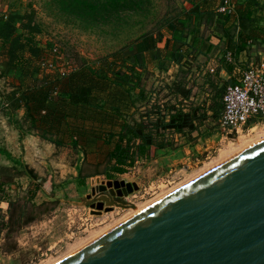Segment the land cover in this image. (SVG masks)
Masks as SVG:
<instances>
[{"label": "trees", "instance_id": "obj_1", "mask_svg": "<svg viewBox=\"0 0 264 264\" xmlns=\"http://www.w3.org/2000/svg\"><path fill=\"white\" fill-rule=\"evenodd\" d=\"M213 1L196 0L186 13L188 16L193 13L212 14L210 6ZM217 1L219 44L229 61V65L223 67L232 74L241 51H247L251 45L263 44L264 2L227 0L226 9L219 10L224 0ZM51 2L63 15L86 25L110 23L124 14L148 10L151 4V0ZM14 11L7 9L0 13V63L6 65L0 70V78L11 76L13 79L11 92L0 94L2 106L11 112L24 108L21 119L28 123L25 128L14 120L20 138L35 131L55 145L78 146L84 162H88V172H83V165L79 167V183H83L87 176L113 178L124 173L136 161L153 158L159 149L172 144L173 133L187 134L196 130L208 117L218 118L223 107L225 86L236 81V76L230 75L229 79L218 76L220 68H217L214 80L208 78L213 90L208 105L191 99V88L183 81L171 82L173 86L167 84L172 89L171 98L163 101L153 99L142 83L140 53L158 48V59H177L181 46L168 54L164 49L182 24L181 20L168 21L165 31L146 33L133 41L137 49L135 63H128L121 53H115L101 58L97 65L81 61L62 68L46 50L50 47V52L56 54L57 48L41 41L40 24L31 5L28 11ZM188 33L189 40L182 43L192 45L200 54L207 55L215 45L209 35L200 34L198 27L191 28ZM163 34L168 37L163 44H158ZM27 167L24 164L22 170L15 166L13 169L17 174H29L31 169L26 170ZM13 175L6 168L0 170V199H8L7 214L0 212V233L4 231L7 250L16 246L15 241L9 240L12 234L52 210L58 201H34L38 190L52 195L56 184L47 176L31 172L35 182L27 194L8 197L5 185L12 183Z\"/></svg>", "mask_w": 264, "mask_h": 264}, {"label": "rangeland", "instance_id": "obj_2", "mask_svg": "<svg viewBox=\"0 0 264 264\" xmlns=\"http://www.w3.org/2000/svg\"><path fill=\"white\" fill-rule=\"evenodd\" d=\"M195 1L151 0L148 10L124 14L119 20L98 25H86L72 20L63 15L51 0H23L21 8H15L12 12H21L22 9L23 12L28 11L26 5H31L35 19L40 24L41 41L57 48L56 54L50 52V47H46V50L62 68L74 66L81 61L97 65L101 58L111 57L115 53H121L128 63H135L137 49L132 44L133 41L139 40L146 33L158 34L160 30L165 31L168 21L181 20L182 24L171 36L167 49H164V53L168 54L181 46V53L175 60L165 58L160 62L158 48L148 53L142 52L140 57L143 65L139 66L142 83L153 99L163 101L172 97L171 82L183 81L191 88V99L208 105L213 95L208 78L214 80L217 68L229 65V61L225 58L218 40V1H213L210 6L212 14L193 13L188 16L186 11L193 7ZM196 27L203 36L209 35L215 44L207 55L198 53L190 44L182 43L189 40L188 32ZM165 37L168 35L163 34L158 44H163ZM263 49L264 44L249 46V60H258L261 57L258 51ZM243 64L238 63L240 67ZM5 67V63H0V70ZM210 67L214 70L210 71ZM236 75L233 68L231 76ZM231 76L222 78L229 79ZM12 89L11 76L1 77L0 94H7ZM23 113V107L11 112L2 106L0 97V119L9 121L13 126L18 123L25 128L28 123L22 122ZM248 127L225 136L218 118L210 116L196 130L187 134L173 133L172 144L159 149L153 158L140 159L126 172L113 178L92 175L85 177L83 183H79V167L83 165V172H88V162H84L78 146H58L44 138L47 146L43 155L30 151L26 159L22 143L19 146L23 151L12 155L5 144L0 142V170L6 168L14 173L12 183L5 185L8 197L16 198L27 194L35 182L31 172L38 176H47L56 184L52 195L38 190L34 201L58 200L52 210L11 235L9 240L16 242L12 250H7L4 245V231L0 233V264H55L132 216L134 211L129 210L134 205L140 206L142 210L166 193L264 139V121ZM24 164L28 166L26 170L31 169L29 174H17L13 167L22 170ZM96 185L104 187V192L99 197L91 194V188ZM111 198L124 205H115ZM97 199H103L106 205H112L113 208L96 213L92 204ZM7 200L0 199V212L4 215L7 214Z\"/></svg>", "mask_w": 264, "mask_h": 264}, {"label": "water", "instance_id": "obj_3", "mask_svg": "<svg viewBox=\"0 0 264 264\" xmlns=\"http://www.w3.org/2000/svg\"><path fill=\"white\" fill-rule=\"evenodd\" d=\"M101 192L91 188L95 197ZM92 207L113 208L103 199ZM55 264H264V139Z\"/></svg>", "mask_w": 264, "mask_h": 264}, {"label": "built area", "instance_id": "obj_4", "mask_svg": "<svg viewBox=\"0 0 264 264\" xmlns=\"http://www.w3.org/2000/svg\"><path fill=\"white\" fill-rule=\"evenodd\" d=\"M227 4L228 1L224 0L218 9L225 10ZM234 72L237 73L236 81L225 86L223 107L218 117L225 136L264 121V57L247 60L242 67L236 62Z\"/></svg>", "mask_w": 264, "mask_h": 264}, {"label": "crops", "instance_id": "obj_5", "mask_svg": "<svg viewBox=\"0 0 264 264\" xmlns=\"http://www.w3.org/2000/svg\"><path fill=\"white\" fill-rule=\"evenodd\" d=\"M23 0H0V13L3 11L13 10L15 8H21ZM264 2V0H263ZM29 8V4L26 5ZM24 10L22 9L21 12ZM219 40V39H218ZM213 42V41H212ZM264 44V41H263ZM151 51V50H150ZM259 54L261 57H264V50H259ZM141 54V53H140ZM249 52L243 50L239 53L237 58L238 63H246L249 60ZM141 58V57H140ZM143 61V60H142ZM162 60L160 59V62ZM209 63V62H208ZM236 64V62H235ZM219 74L221 77H229L231 73H229L225 67H219ZM0 142L4 143L6 149L11 152L12 155L21 153L23 150L20 148V143H22V147L24 149L25 158L28 156V153L35 152L37 155H43L44 148L46 145L45 139L35 134L34 132L25 133L21 138L19 136L18 130L9 122L4 121V119H0ZM1 151V150H0ZM38 157V156H37ZM27 159V158H26Z\"/></svg>", "mask_w": 264, "mask_h": 264}, {"label": "bare ground", "instance_id": "obj_6", "mask_svg": "<svg viewBox=\"0 0 264 264\" xmlns=\"http://www.w3.org/2000/svg\"><path fill=\"white\" fill-rule=\"evenodd\" d=\"M259 141H260V140H259ZM251 143H252V142H251ZM251 143H250V144H251ZM255 143H256V142H255ZM253 144H254V143H253ZM248 147H249V146H248ZM246 148H247V147H246ZM246 148H244V149H246ZM244 149H243V150H244ZM236 151H239V150H236ZM236 151H235V152H236ZM239 152H240V151H239ZM227 153H228V152H227ZM237 153H238V152H237ZM229 155H230V154H229ZM229 155H228V156H229ZM232 156H233V155H232ZM224 157H225V156H224ZM230 157H231V156H230ZM223 159H224V158H223ZM223 159H222V160H223ZM227 159H228V158H227ZM227 159H225V160H227ZM225 160H224V161H225ZM222 162H223V161H222ZM222 162H221V163H222ZM219 164H220V163H219ZM212 168H213V167H212ZM178 188H179V187H178ZM172 190H173V189H172ZM166 194H167V193H166ZM140 208H141L140 206H135V205H134L132 208H130L129 211H130V212H133V211H134L133 214H136V211L140 210ZM138 212H139V211H138ZM138 212H137V213H138ZM133 214H132V216H133ZM128 217H129V216H128ZM130 217H131V215H130ZM123 220H124V219H123ZM125 220H126V219H125ZM105 231H106V230H105ZM88 242H89V241H88ZM69 254H70V253H69ZM69 254H68V255H69ZM61 256H62V255H61ZM55 260H56V259H55ZM52 261H53V260H52ZM52 261H51V263H52ZM57 261H58V260H57Z\"/></svg>", "mask_w": 264, "mask_h": 264}]
</instances>
